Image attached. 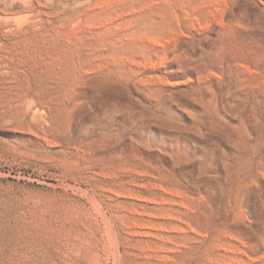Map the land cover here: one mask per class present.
Segmentation results:
<instances>
[{
    "label": "rangeland",
    "instance_id": "rangeland-1",
    "mask_svg": "<svg viewBox=\"0 0 264 264\" xmlns=\"http://www.w3.org/2000/svg\"><path fill=\"white\" fill-rule=\"evenodd\" d=\"M0 264H264V0H0Z\"/></svg>",
    "mask_w": 264,
    "mask_h": 264
}]
</instances>
